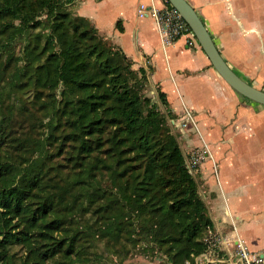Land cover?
<instances>
[{
	"label": "trees",
	"instance_id": "obj_1",
	"mask_svg": "<svg viewBox=\"0 0 264 264\" xmlns=\"http://www.w3.org/2000/svg\"><path fill=\"white\" fill-rule=\"evenodd\" d=\"M73 2L0 0L7 60L16 39L24 45L13 77L33 85L49 136L61 127L69 155L54 165L49 143L10 138L0 98V264H93L80 243L92 229L79 227L82 211L98 215V235L108 242L169 264L193 263L214 223L172 132L165 95L158 93L162 113L142 93L147 72L69 12ZM24 149L22 161L11 155Z\"/></svg>",
	"mask_w": 264,
	"mask_h": 264
},
{
	"label": "crops",
	"instance_id": "obj_2",
	"mask_svg": "<svg viewBox=\"0 0 264 264\" xmlns=\"http://www.w3.org/2000/svg\"><path fill=\"white\" fill-rule=\"evenodd\" d=\"M227 64L264 90V0H187ZM151 0H74L75 15L116 45L133 67L147 72L150 91L165 95L173 128L203 154L205 198L223 255L237 243L264 251V106L233 90L216 72L197 40L165 44L154 18L140 17ZM158 9L166 0H153ZM196 39V38H195ZM184 110L195 120L189 123ZM186 123V127L182 123ZM238 151L240 161L235 158ZM226 166V173L223 171Z\"/></svg>",
	"mask_w": 264,
	"mask_h": 264
},
{
	"label": "rangeland",
	"instance_id": "obj_3",
	"mask_svg": "<svg viewBox=\"0 0 264 264\" xmlns=\"http://www.w3.org/2000/svg\"><path fill=\"white\" fill-rule=\"evenodd\" d=\"M67 10L75 16L71 4L67 6ZM4 25L5 23L0 20V98L2 99L4 130L9 133L10 138H14L20 142L23 140L31 142V140L40 139L44 144L49 143L48 145L46 144V147H48L53 154V158H51L52 160L50 159L49 163L56 165V162L63 163L65 162L64 160L68 162L67 158L69 155L63 152L64 145H60L62 143L61 137L63 133V131L60 130L61 127L57 130V132H59L57 138H51L49 136L50 132L47 128L48 117L42 110L41 104L43 102L37 98L35 88L32 84L26 82V77L24 75L18 74L21 76L20 79L13 77V74L20 71L23 67L25 59L23 53L24 45L20 40L16 39L12 43L13 45L9 52L11 58L7 60V54L4 55V48L2 49V44L7 37ZM105 40L112 44L109 40ZM33 43L34 40H32V46ZM133 68L138 70L135 67ZM142 93L149 98L150 104L155 105L157 110L162 113L166 112L158 98V92L155 90L151 92L148 82L143 87ZM42 101L44 100L42 99ZM172 132L176 136L179 146L185 156L189 171L198 184V191L207 207L209 217L213 220L217 215H215L213 208H211L207 198H205V185L202 179L203 166L201 163H194V160H192V157L195 156L196 153L200 154V152L194 150V144L187 146L181 134L174 128ZM32 146L33 145H30L29 149ZM29 149L22 150L21 154L11 152V155L15 159L18 158L17 161H22L29 155ZM234 154L237 161H240V155L238 158L236 157L238 151H234ZM223 171L226 173V166ZM65 200L68 201L69 198L66 197ZM97 216V214L93 215L91 212L85 213L82 211L79 212L77 219V221L80 220L79 227L90 224L92 226L91 232L86 229L87 235H85L80 243L84 244L86 247L85 250L88 252V258L92 260L93 264H169L165 257L158 253H153L151 251L144 253L143 251L141 254L134 249L133 245L130 243L121 245L115 242H108L106 238H102L98 235L96 226L101 223V219ZM76 225L77 224L73 225V227L75 228ZM214 230V228L208 230L207 234L204 236L206 250L199 256H196L193 263L187 261L184 264H207L208 262L217 264L213 260L218 256H222V251H220L219 247L213 245L215 241L211 234Z\"/></svg>",
	"mask_w": 264,
	"mask_h": 264
},
{
	"label": "built area",
	"instance_id": "obj_4",
	"mask_svg": "<svg viewBox=\"0 0 264 264\" xmlns=\"http://www.w3.org/2000/svg\"><path fill=\"white\" fill-rule=\"evenodd\" d=\"M150 6L146 7L145 5H140L138 14L140 17L150 15L154 18L158 30L161 33L163 42L165 44L173 42L179 37H186L187 44L192 45L195 42V36L193 35L190 27L186 21L181 17V15L174 9L172 6H169L165 9H158L153 4V0ZM184 116L190 124L196 128L195 120L192 117V114L188 110H184ZM174 120L171 121L173 125ZM182 125L186 127V123L183 122ZM204 159L203 154L196 153L192 157L194 163H200ZM212 237L214 239L213 245L218 247L220 244L217 233L212 232ZM217 264H264V251L261 252H252L249 251L245 246L240 243H237L235 251L230 255L218 256L213 260Z\"/></svg>",
	"mask_w": 264,
	"mask_h": 264
},
{
	"label": "water",
	"instance_id": "obj_5",
	"mask_svg": "<svg viewBox=\"0 0 264 264\" xmlns=\"http://www.w3.org/2000/svg\"><path fill=\"white\" fill-rule=\"evenodd\" d=\"M186 21L200 47L208 57L219 76L244 98L264 106V90L255 87L241 78L227 64L204 22L187 0H166Z\"/></svg>",
	"mask_w": 264,
	"mask_h": 264
}]
</instances>
